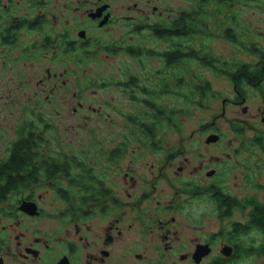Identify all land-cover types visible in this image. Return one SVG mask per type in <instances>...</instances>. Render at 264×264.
Wrapping results in <instances>:
<instances>
[{
	"label": "flooded vegetation",
	"instance_id": "1",
	"mask_svg": "<svg viewBox=\"0 0 264 264\" xmlns=\"http://www.w3.org/2000/svg\"><path fill=\"white\" fill-rule=\"evenodd\" d=\"M168 4L0 0V115L20 117L14 139H0V264L264 259V47L237 45L230 29L231 37L223 36L233 54L203 53L200 35L183 33L186 10ZM120 58V78L102 69ZM146 61L159 68L133 73V64L144 68ZM193 65L204 66L211 80ZM93 67L102 70L92 74ZM109 90L132 111L110 101L103 110L85 107L89 93ZM175 98L177 109L169 102ZM187 98L219 99L221 113L202 127L204 142L171 148L164 127L182 115ZM108 109L124 116L131 138L124 132L121 141H75V127L64 126V137L46 117H104ZM132 143L160 155H133V167L123 168ZM199 245L211 253L197 262Z\"/></svg>",
	"mask_w": 264,
	"mask_h": 264
},
{
	"label": "rangeland",
	"instance_id": "2",
	"mask_svg": "<svg viewBox=\"0 0 264 264\" xmlns=\"http://www.w3.org/2000/svg\"><path fill=\"white\" fill-rule=\"evenodd\" d=\"M169 6L168 9L173 12H177L179 10L185 9L186 11H190L196 5L192 2L189 3L186 0H168ZM213 9L214 7L210 5L207 9ZM210 15L211 12H208ZM216 17H208L206 19V23L209 25L207 32L205 35H200L197 38V44L202 47L203 53L210 54L211 50L224 54L230 55L233 54V49L230 41L224 38L223 33L226 28L233 29L234 34L237 39V45L241 44H258L259 46L264 47V0H259L257 2H238L236 6L232 7L231 10H227L225 8L221 9V15H217L213 13ZM233 47H238L236 44ZM121 59V60H120ZM119 61H113L111 64L103 67L102 69L106 72L109 71V75L114 76L115 78H120L123 75V63L124 58H120ZM145 67L140 68L138 64H133L131 70L133 73H139L140 75H151L158 68L159 64L156 62H145ZM122 66V67H121ZM198 66V65H197ZM193 65V68L190 67V70H196L197 73H201L204 76H207L209 80H211L210 72L204 69V66ZM92 68V67H91ZM91 68H87V70H91ZM99 67H93L94 71H91L92 74L96 73L99 70H102ZM145 69V70H144ZM223 84L217 82V86H221ZM2 85L0 84V90ZM96 98L97 100H94ZM222 99V98H221ZM110 101L114 107L119 105V108L124 113H130L132 110H129V105L126 101L121 100V96L118 91L109 90L108 92H100L94 96L92 93H89L86 96V104L85 107L89 109V107L93 106L97 108L98 105L101 110L104 109L103 102ZM190 102V99H185V107L182 115L175 116L176 121L170 122L169 125L164 127L165 136L163 137L168 141L169 146L171 148H175V145L181 141H202L204 142L206 136L202 133V127L206 124L210 123L214 115L221 113V101L213 100L210 98L203 99L199 103ZM22 104V100H19ZM170 105L177 109V105H181L182 102H178L177 98L169 100ZM74 108L77 107V101H73ZM106 107V106H105ZM180 108V106H178ZM109 115H105L104 117L95 114H89L85 111L78 114H70L66 116H46L53 120V124L57 129L61 131V135L64 137L66 135L70 136V133L65 132L64 126H72L74 131L72 132L74 135L70 136L71 139L77 140H90V139H109L115 137V139L120 140L123 133L130 137L127 130H125L126 122L123 115L119 114L116 110L108 109L107 111ZM137 117V116H135ZM19 116H10L7 114L0 115V139H14V130L17 126ZM174 125L177 127L175 128ZM222 132L226 135V141L231 139V132L229 131L228 125L226 122L220 124ZM78 129V131H75ZM92 131V133H88L86 131ZM80 131H85L81 133ZM81 133L78 135V133ZM121 135V136H120ZM94 136V137H91ZM125 138V137H124ZM123 138V139H124ZM139 138V137H138ZM188 144H186L187 146ZM133 151H136L133 154ZM154 151V152H153ZM208 154H215L213 151H208ZM128 158L123 162V168H128L129 166L133 167V155L140 156H152V155H160L157 154L155 150L149 147H141L138 148L137 144L133 143L128 147ZM209 221L212 222V226H216L215 221L212 218H208ZM213 228V227H212ZM260 244L263 242V239H259ZM255 244H257V239H255ZM160 245V244H158ZM186 244V248H187ZM233 264H264V259L256 257H243L238 262H234Z\"/></svg>",
	"mask_w": 264,
	"mask_h": 264
},
{
	"label": "trees",
	"instance_id": "3",
	"mask_svg": "<svg viewBox=\"0 0 264 264\" xmlns=\"http://www.w3.org/2000/svg\"><path fill=\"white\" fill-rule=\"evenodd\" d=\"M257 2L259 0H192V2L196 5L193 7L192 10L186 11L185 15L183 16L185 24H184V34L186 36L193 35V34H199V35H205L207 32V29L209 28V25L206 23V19L208 17H216L213 15V13L217 15H221V9L225 8L228 11L232 9V7L236 6L238 2ZM210 5H212L214 8L207 9ZM211 12L210 15H208ZM224 36L226 38H230L232 35V32L229 28H226L224 30ZM24 136V135H23ZM26 138V137H21ZM35 138L31 135L29 139ZM264 214V213H263ZM264 220V217L262 218ZM262 230L264 232V222ZM262 254L264 257V243L260 246V250L258 253ZM248 254H253L252 251H247ZM217 264H222L218 262Z\"/></svg>",
	"mask_w": 264,
	"mask_h": 264
},
{
	"label": "water",
	"instance_id": "4",
	"mask_svg": "<svg viewBox=\"0 0 264 264\" xmlns=\"http://www.w3.org/2000/svg\"><path fill=\"white\" fill-rule=\"evenodd\" d=\"M217 140V137H209L208 138V142H215ZM211 253V249L209 248V246H203V245H199L197 247L196 253H195V259L197 262H200L203 258L209 256V254ZM224 254L226 256H229L230 253L225 251Z\"/></svg>",
	"mask_w": 264,
	"mask_h": 264
}]
</instances>
